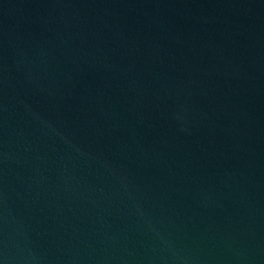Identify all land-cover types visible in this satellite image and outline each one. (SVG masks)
<instances>
[{"label": "water", "instance_id": "water-1", "mask_svg": "<svg viewBox=\"0 0 264 264\" xmlns=\"http://www.w3.org/2000/svg\"><path fill=\"white\" fill-rule=\"evenodd\" d=\"M0 264H264V0H0Z\"/></svg>", "mask_w": 264, "mask_h": 264}]
</instances>
